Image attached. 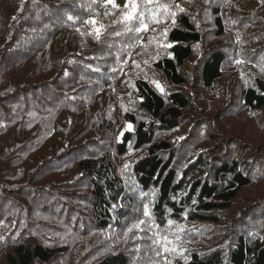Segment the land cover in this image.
<instances>
[{"label":"trees","instance_id":"trees-1","mask_svg":"<svg viewBox=\"0 0 264 264\" xmlns=\"http://www.w3.org/2000/svg\"><path fill=\"white\" fill-rule=\"evenodd\" d=\"M220 1L158 0L167 13L160 7V23L137 33V45L150 39L158 47L151 62L136 57V44L124 56L109 53L103 40L119 24L114 21L120 11L106 9L104 0H16V8L27 3L32 13L21 16L13 8L7 22L0 15L4 264H145L144 245L124 235L131 221L144 218V204L161 229L168 220L185 225L180 244L186 251L169 254L172 264H264V231L255 225L264 228V214L257 216L258 206L243 218L224 219L241 189L253 185V175L264 181V161L246 170L238 159L240 141H230V124L208 116L210 102L221 116L231 102L215 96L230 84L224 77L230 50L208 46L205 36L210 31L222 36L228 26L241 33L237 17L226 16L227 0L225 8L217 6ZM116 3L123 8L125 0ZM147 7L155 9V0ZM89 18L105 26L99 39L89 34L92 26L84 23ZM65 30L73 33L71 39H62ZM43 52L54 56L43 60ZM260 60L246 67L252 82L238 102L241 114L251 118L264 109V55ZM188 62L194 76L183 73ZM159 75L163 92L152 83ZM199 86L208 91L209 102L196 91ZM236 86L233 82V91ZM66 120L73 130L63 138L65 147L38 155L45 137L56 135ZM127 123L131 130L123 128ZM180 127L188 129L186 136L172 140ZM216 133L228 151L213 153ZM259 196L264 203V190ZM122 239L131 248H112ZM144 244H152L150 237Z\"/></svg>","mask_w":264,"mask_h":264},{"label":"rangeland","instance_id":"rangeland-1","mask_svg":"<svg viewBox=\"0 0 264 264\" xmlns=\"http://www.w3.org/2000/svg\"><path fill=\"white\" fill-rule=\"evenodd\" d=\"M15 1L16 0H0V15L4 18L5 22H7L9 16L13 15V8L14 10L19 9V7L16 8L17 4L15 3ZM224 2L225 0L220 1L217 6H224ZM230 4H233L231 5V7L235 6L233 10L230 7ZM201 6L199 7V9H201ZM226 6L228 8L226 11L228 12L226 16H233L234 14L235 17H237L236 18L237 24H235L232 19H228L229 22L232 21L235 27L237 28V30L241 33L234 32L233 28L231 26H228L229 27L228 30L225 31L224 35L222 36H217L216 32L214 33V31H210L208 35L205 37L208 46L210 47L214 46L220 49L230 50L229 51L230 59L228 60V63L225 64L224 66L225 69L224 77L230 84H227L225 85V87L218 90L215 93V96L218 98H223V100L224 97L225 98L231 97V102L227 105V107H225V113H223L222 116H221V112H216V110H219L220 107L216 106L215 103L210 102L209 105L207 106V108L210 110L208 116L219 118L221 123L223 122L230 124V126L228 127V130L230 131V135H232V139L230 141L233 142V140L235 141L237 139L238 141H240L239 147L242 152L238 157L239 161L243 160L246 170L247 169L250 170L251 168L258 169V167L255 164V161L257 162L264 161V109L259 112L257 111L253 113L255 117L251 118L247 116V113H244L243 115L241 114L243 110L238 102H240L239 98L243 94L245 85L247 84L248 86L252 82V77H251L252 74L251 73H248V75L245 74L246 67L254 66L253 64L254 63L257 64V62L259 64H262L261 63L262 60L259 61V57L260 55H264V39L258 41V39H256V36H258L260 33L264 35V0H240V1L237 0V4L234 2V0H232V2L231 0H227ZM201 10L207 11L203 9ZM18 11H20L21 16H23L24 13L27 14L32 13V10L29 9V5L27 3L23 4ZM243 19H246L247 21L244 22ZM206 20H207V16L205 17L204 21ZM136 25L137 24H133L132 27H136ZM42 26L48 27L47 23H43ZM116 32H120L122 34L117 36L114 34ZM157 33L158 32H155L154 34L157 35ZM62 35H63L62 39L69 40L72 38L73 33H67V31L65 30L62 33ZM78 38L81 40L85 39L80 37ZM138 38H139V34L135 32H125V26L122 24H117L115 28H113L112 31L108 33V35L105 37V39L103 40V44L105 45V47H107L111 55L124 56L125 53L130 52L129 49L131 47H129V45H132V47L137 45ZM137 46L138 49L135 55L136 57H138L143 61L151 62L154 56L159 54L157 51L158 47H156L155 43L150 39H148L147 42H142L141 44H138ZM234 46H236L237 48L233 49ZM114 52L117 54L115 55ZM53 54H55L56 57L55 59L60 58V54L58 52L54 51ZM53 54L50 57L49 52H43L39 57L43 60H47L50 57L51 60L52 56H54ZM237 61H240V63H237ZM192 68H193V64L191 62H188V64L183 69V73L189 76L190 75L194 76V72L192 71ZM153 81H158L160 85L163 87V89H165V85L163 82L164 78L162 75H159L158 78H153L152 83ZM233 82H236L237 84L234 91H233L234 89ZM153 85L155 86L154 83ZM197 88H199L196 91L199 92L200 97H202L203 100H206L204 99V95H208V91L202 90L200 86ZM106 93H107V85L105 86V91L102 95ZM193 94L197 97L195 93ZM206 102L209 101L206 100ZM228 111L233 112L232 114L229 113L233 117L226 116V112ZM71 115L72 114L69 113L68 115L62 118L69 119ZM247 117L251 119H248ZM66 123L67 125H62L60 121L58 133L56 135L45 137L43 141V147L36 152L38 155L41 154H45V156L52 155V153L55 151L56 148L57 149L60 148L59 150H62L65 147L64 143L66 141L63 138L69 137L72 134L71 131L73 130V128L67 129L68 126H72L70 120L67 121ZM127 125L128 123L124 124L123 128L127 129ZM76 126H79V124ZM187 130H185L183 127H180L176 132L172 134L171 136L172 140H179V141L182 140L186 136ZM242 132L244 133L242 134ZM218 136L219 135H217L216 133V135L211 137V142H213L211 146L216 145L214 148L212 147L211 149H213L212 150L213 153L214 152L217 153L220 151L217 154H221L225 151H228V146L222 149L223 144H220L218 142L219 141ZM112 137L113 140H115V136L113 135ZM83 138L85 137H82V139L80 140H83ZM116 140H118V137L116 138ZM182 160L184 159L182 158ZM207 166L209 165L207 164ZM261 170L264 172L263 169ZM6 173L7 171L5 172V175ZM253 176L255 180L253 185L241 189L239 197L233 201L230 210L227 211L228 213L225 215L226 217L224 218L227 221V223L230 219L231 221H235L241 215H243L251 208H253L255 205H257L258 209H260V211L257 213V216L264 214V208L260 207V205H264V203L260 202L261 196H259V193H261L264 190V181H261L263 179V176L261 174L259 175L255 174ZM240 218H243V216ZM133 222H135V220L131 221V223ZM229 225L230 228H233V223H229ZM255 225H257L259 229H262V231H264V228L261 227L259 223L258 224L255 223ZM126 230L127 228L125 229V232ZM226 230L227 229L222 231L224 232ZM229 234L232 235L233 233H229ZM136 236L139 244L144 245L145 252L151 253V254L149 253L143 254L144 263L148 264V261L151 259L150 257L154 256V246L152 244H144V242H146V240H148V238L150 237V234L148 233L147 229H145V231L143 232H138L134 230L132 233H128L126 237L129 238L130 241H134L136 240ZM128 242H129L128 239H122L119 243H117V245L113 246L112 248H116L117 250L131 248V244L130 243L128 244ZM107 250L108 249L104 251ZM4 252L5 251L3 249L0 250V264H4L5 262Z\"/></svg>","mask_w":264,"mask_h":264},{"label":"snow or ice","instance_id":"snow-or-ice-1","mask_svg":"<svg viewBox=\"0 0 264 264\" xmlns=\"http://www.w3.org/2000/svg\"><path fill=\"white\" fill-rule=\"evenodd\" d=\"M95 2L96 0H93V3ZM153 3L154 0H125L123 8H120V6L117 5L116 0H104L103 6L106 9L111 6L112 9H118L120 11V18L119 20L114 21V23L124 25L125 32L143 33L148 30L150 23H160L158 15V9L160 7H163L165 9V13H167V5H159L158 0H155V9H149L147 7ZM182 10L183 9H181V11ZM104 14L114 15L115 13H109L106 11ZM69 19H71V17H69ZM84 23L92 26L89 34L94 35L97 39H99L105 26L99 23V21L95 18H89L84 21ZM173 23H175L174 20ZM133 24H138L139 26L132 27ZM114 34L119 36L122 33L116 32ZM168 46L170 47L171 45ZM129 47H132V45H129ZM237 63H240V61H237ZM113 71H116V69H113ZM153 83L157 89L163 92L164 89L158 81H153ZM142 101L143 97H141V102ZM132 128L133 125L129 123L127 125V129L131 130ZM125 167H128V165H125ZM186 215L187 213H185V216ZM143 217V219H139L131 223L124 235L127 236L128 233H132L134 230L143 232L147 229V231L151 233L150 239L152 245L154 246L155 257L154 259H150L148 264H172V262L168 260L169 254H182L186 251L180 244L185 225L176 224L173 220H168L164 228L161 229V226L155 223L149 204L143 205ZM173 229L175 230L173 231Z\"/></svg>","mask_w":264,"mask_h":264}]
</instances>
